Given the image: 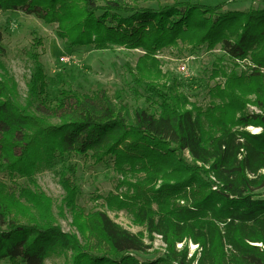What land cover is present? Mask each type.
Here are the masks:
<instances>
[{
    "label": "trees",
    "instance_id": "1",
    "mask_svg": "<svg viewBox=\"0 0 264 264\" xmlns=\"http://www.w3.org/2000/svg\"><path fill=\"white\" fill-rule=\"evenodd\" d=\"M223 6L191 0L157 9L121 0H0L1 11L24 8L57 23L69 49H141L136 81L162 98L159 112L141 108L129 119L104 90H63L54 108L59 123H52L16 100L12 80L0 79V173L28 180L16 186L0 182V260L46 264L50 256L70 252V264H264V8L222 11ZM3 40L0 28V56ZM179 42L193 49L221 43L234 60L250 57L251 73H239L237 65L231 74L222 70L224 82L209 89L212 104L188 108L189 96L159 83L163 75L154 56ZM39 44L26 48L33 62L29 95L35 99L48 86ZM220 73L216 64L212 77ZM250 103L262 112L248 111ZM251 125L261 132L245 129ZM89 151L96 162L111 159L122 180L116 192L102 197L100 208L87 212L78 203L81 189L68 159ZM57 161L64 163V204L82 240L55 224L51 201L33 178L41 164ZM125 209L144 232H131L109 215ZM155 235L166 245L164 254L142 259ZM190 242L198 245L192 255Z\"/></svg>",
    "mask_w": 264,
    "mask_h": 264
},
{
    "label": "rangeland",
    "instance_id": "2",
    "mask_svg": "<svg viewBox=\"0 0 264 264\" xmlns=\"http://www.w3.org/2000/svg\"><path fill=\"white\" fill-rule=\"evenodd\" d=\"M107 0H97L104 4ZM177 1L185 0H121L123 4L135 7L158 8L159 6L172 5ZM193 3L206 5L224 4L222 11L264 8V0H191ZM125 14V13H123ZM0 28L3 32V43L6 51L0 56L4 68L0 67V79L7 78L15 84V98L30 111L52 123H59V118L54 112L63 95V90H74L80 93L93 95L99 90H104L112 99L117 109L129 119L134 118L137 109L144 108L149 112H159L162 101L158 93L146 85L136 81L138 59L145 54L141 49H128L112 45L109 49L99 50L94 46H82L69 49L66 40L58 32V24H47L34 14H27L25 9L0 10ZM41 40L38 50L45 64L47 75L46 94L39 99L30 97L28 83L31 79L33 62L26 54V48ZM61 56L72 57V62L64 64ZM155 58L159 62V69L163 77L159 83L167 87L178 89L189 96V105L196 103L207 107L211 103L209 89L218 83H223L226 74H231L237 65L239 73L248 76L251 73L250 57L243 60H234L225 52L221 43L214 48L203 44L195 49L189 44L179 42L176 46L165 47L158 51ZM221 68L219 76L213 78V67ZM162 89L166 88L160 87ZM161 89V90H162ZM213 102V101H212ZM212 104V103H211ZM248 111L262 112L257 106L248 104ZM244 129L236 126L234 130ZM246 130H262L260 127L248 126ZM94 152L86 155L72 154L68 161L75 167L74 178L81 189L78 203L87 212L100 208L104 196L116 192L122 176L114 170L111 159L106 157L101 162H96ZM188 156V153H187ZM64 163L57 161L48 166L41 164L33 177L37 185L51 201L52 214L55 224L61 226L65 232L75 233L82 240L80 233L72 224V215L64 204L66 191L61 184V171ZM0 182L6 186H16L27 183L25 177H11L0 173ZM16 188V187H14ZM0 189H3L0 185ZM123 187L121 191H126ZM6 190V188L4 189ZM264 198V191H260ZM111 218L131 232H144V227L136 226L133 222L134 214L130 210L109 212ZM147 242L148 239L146 240ZM191 254L198 249V245L189 243ZM181 246V244H180ZM166 245L161 236L155 235L153 248L142 259H153L163 255ZM56 254L46 260V264H70L69 256ZM0 264H11L7 260H0Z\"/></svg>",
    "mask_w": 264,
    "mask_h": 264
},
{
    "label": "built area",
    "instance_id": "3",
    "mask_svg": "<svg viewBox=\"0 0 264 264\" xmlns=\"http://www.w3.org/2000/svg\"><path fill=\"white\" fill-rule=\"evenodd\" d=\"M60 61L62 63H64V64L65 63L68 64V63H71L72 62V57H70V56H61L60 57ZM259 132H261V130H258V131L254 130V131H252V133H254V134L259 133ZM132 255H135V254H132Z\"/></svg>",
    "mask_w": 264,
    "mask_h": 264
}]
</instances>
